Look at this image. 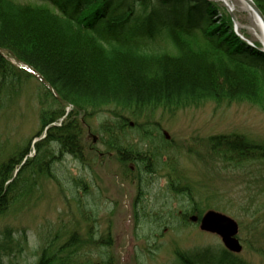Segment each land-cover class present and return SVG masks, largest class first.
Segmentation results:
<instances>
[{
  "label": "trees",
  "instance_id": "obj_1",
  "mask_svg": "<svg viewBox=\"0 0 264 264\" xmlns=\"http://www.w3.org/2000/svg\"><path fill=\"white\" fill-rule=\"evenodd\" d=\"M40 1L56 12L42 4L0 0V108L30 76H36L45 97L39 98V131L0 159V218L28 203L41 179L54 180L53 165L63 154L85 162L83 128L96 115L106 117L107 152L116 156L127 178L137 179L136 205L149 183L141 175L154 172L157 154L125 145L128 131L148 137L158 112L174 114L232 98L257 102L264 91L261 44L251 41L250 46L239 37L231 14L218 2ZM253 1L264 15V0ZM238 32L250 41L244 30ZM158 41L173 44L176 51L168 52ZM33 138L40 139L32 144ZM205 141L211 158L234 167L264 165L262 140L233 132ZM172 172L168 189L192 206L182 213L183 221H189L188 214L201 217L207 207L193 199L176 167ZM259 173L264 176V170ZM64 233L45 238L32 264H87L80 263L78 249L89 237L82 239L75 230ZM58 237L65 239L55 243ZM22 244L10 226L2 227L0 264H13ZM174 254L176 264H252L222 246L175 249Z\"/></svg>",
  "mask_w": 264,
  "mask_h": 264
},
{
  "label": "rangeland",
  "instance_id": "obj_2",
  "mask_svg": "<svg viewBox=\"0 0 264 264\" xmlns=\"http://www.w3.org/2000/svg\"><path fill=\"white\" fill-rule=\"evenodd\" d=\"M15 1L42 4L56 12L40 0ZM230 9L226 10L238 30L261 44L255 22L242 3L238 0ZM158 43L168 52L176 51L171 43ZM35 77L22 80L13 98L2 103L0 159L26 144L40 129L39 98L45 97ZM257 96V102L232 98L221 105L211 102L174 114L158 112L148 137L128 131L125 145L157 154L154 172L141 175L149 183L136 205L137 179L131 180L130 174L127 178L116 156L107 154L106 117L88 119L83 128L85 162L63 154L53 165L54 180L41 179L28 203L0 218V229L10 226L24 245L11 258L12 263H34L43 240L57 234L64 237L67 230H75L82 239L89 237L88 244L78 249L80 263L85 260L87 264H176L175 249L222 246L220 237L200 230L198 221H183L182 213L191 209V203L166 184L176 167L188 180L193 199L207 207L204 210L219 211L237 222L236 236L242 246L238 255L249 263L264 264V176L259 173L264 165L234 167L211 158L205 147L208 137L223 133L237 132L264 141V91ZM92 135L96 136L94 143ZM38 139L33 138L32 144ZM64 239L58 237L55 243Z\"/></svg>",
  "mask_w": 264,
  "mask_h": 264
},
{
  "label": "water",
  "instance_id": "obj_3",
  "mask_svg": "<svg viewBox=\"0 0 264 264\" xmlns=\"http://www.w3.org/2000/svg\"><path fill=\"white\" fill-rule=\"evenodd\" d=\"M247 6L248 10H250L258 21L262 24V29L264 31V15L261 10L258 9L255 2L253 0H241ZM229 11L231 9L227 8ZM237 26L234 25V31L237 32ZM238 34V32H237ZM239 35V34H238ZM248 45H252V42H249L242 35H239ZM264 46V44H263ZM264 52V48L261 49ZM21 66L23 68L29 69L30 71L34 72L33 69L27 64ZM35 73V72H34ZM37 74V73H36ZM93 143L96 140V136H93ZM190 221L195 223L198 221V227L200 230L204 232H209L215 234L216 236L220 237L221 243L226 250L231 251L232 253L239 254L242 250V246L237 238L238 233V225L236 221L230 217L229 215H224L219 211H214L212 209L206 210L204 214L201 215L199 218L196 215H191Z\"/></svg>",
  "mask_w": 264,
  "mask_h": 264
},
{
  "label": "bare ground",
  "instance_id": "obj_4",
  "mask_svg": "<svg viewBox=\"0 0 264 264\" xmlns=\"http://www.w3.org/2000/svg\"><path fill=\"white\" fill-rule=\"evenodd\" d=\"M214 1H219V2H221V3L224 4L227 8H228V7L233 8L234 3H235L236 1H238V0H214ZM239 1L242 3L244 9H245L246 11H248V12L251 14L252 20L255 22V25H256V27H257V30L259 31V36H258L259 42H261V44H262V48H264V46H263V44H264V31H263V29H262V24H261V22L257 20V18L255 17V15H254L250 10H248L247 6L243 3V1H241V0H239Z\"/></svg>",
  "mask_w": 264,
  "mask_h": 264
},
{
  "label": "flooded vegetation",
  "instance_id": "obj_5",
  "mask_svg": "<svg viewBox=\"0 0 264 264\" xmlns=\"http://www.w3.org/2000/svg\"><path fill=\"white\" fill-rule=\"evenodd\" d=\"M97 153H98V154H97L98 156H100V157L103 156V155H102L103 153H101V152H97ZM107 154L110 155V152H107Z\"/></svg>",
  "mask_w": 264,
  "mask_h": 264
}]
</instances>
